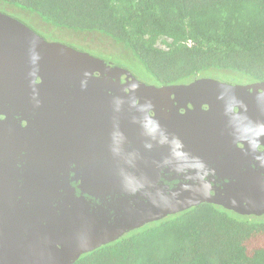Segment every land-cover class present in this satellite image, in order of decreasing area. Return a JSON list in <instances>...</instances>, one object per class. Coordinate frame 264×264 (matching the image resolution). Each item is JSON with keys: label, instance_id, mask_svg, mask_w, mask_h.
Wrapping results in <instances>:
<instances>
[{"label": "water", "instance_id": "95a60500", "mask_svg": "<svg viewBox=\"0 0 264 264\" xmlns=\"http://www.w3.org/2000/svg\"><path fill=\"white\" fill-rule=\"evenodd\" d=\"M203 90L208 112L167 102ZM2 114L0 264H74L202 203L264 214V81L159 89L0 11Z\"/></svg>", "mask_w": 264, "mask_h": 264}, {"label": "trees", "instance_id": "16d2710c", "mask_svg": "<svg viewBox=\"0 0 264 264\" xmlns=\"http://www.w3.org/2000/svg\"><path fill=\"white\" fill-rule=\"evenodd\" d=\"M7 7L56 28L103 34L121 49L118 64L147 83L264 81V0H0V11ZM74 264H264V215L202 203Z\"/></svg>", "mask_w": 264, "mask_h": 264}, {"label": "flooded vegetation", "instance_id": "af4514ba", "mask_svg": "<svg viewBox=\"0 0 264 264\" xmlns=\"http://www.w3.org/2000/svg\"><path fill=\"white\" fill-rule=\"evenodd\" d=\"M25 24H27L30 28H32L37 34H39L45 41H47L48 43H60V44H64V45H68V46H71V47H74V48H76V49H79V50H81V51H83V52H85V53H87V54H90V55H92V56H95V57H97V58H100V59H104V60H106V61H110V62H113V63H115V64H118V63H116L115 61H113V60H109V59H107V57H104L103 55H96L95 53H92L91 52V49L90 48H88V47H85V46H83V45H80V46H78V45H72V44H69V43H63V42H61L59 39H56L55 37L57 36L56 34L58 33V32H60V31H62V30H65V29H60V28H56V27H54V26H51V25H48V28H49V30L47 31L48 33H46V32H44V31H42V32H44V34L43 33H41L39 30H36V29H34L31 25H29L28 23H26V22H24ZM119 65V64H118ZM121 66V65H120ZM122 67H124V66H122ZM125 68V67H124ZM127 69V68H126ZM127 70H129V69H127ZM130 72H132L131 70H129ZM134 75H135V77L136 78H138L139 80H141V81H144V80H142L141 78H139V77H137L136 76V74L134 73V72H132ZM95 75L96 76H99L100 75V73L99 72H95ZM206 78H210V77H206ZM201 79H204V78H200V79H196V80H193V81H191V82H188V83H184V84H180V85H155V84H151V83H148L149 85H152V86H155V87H158L159 89H161V88H163V87H170V86H181V85H190L191 83H193L194 81H197V80H201ZM214 79V78H213ZM36 83L37 84H40V83H42L43 82V80H42V78L41 77H36ZM218 80V79H217ZM125 81H126V79L122 76V78H121V82L122 83H125ZM218 81H220V82H222V83H228V84H234V85H240V86H248V85H252V84H255V83H257V82H249V81H242V82H238V83H235V82H227V81H221V80H218ZM144 82H146V81H144ZM249 82V83H248ZM261 82V81H260ZM147 83V82H146ZM11 85V84H10ZM9 85V86H10ZM12 86H13V88H12V92H11V96L12 97H14V96H16V86L15 85H13V83H12ZM169 95H168V98H167V102H169V104L170 105H174V107H178V105L179 104H184V103H186V106H187V110L188 109H190V110H197V109H199L200 107H201V109L202 110H204L205 112H208L210 109L212 110V109H214V103H215V100H213V95H215V94H212L210 91H208V92H206V91H204L203 90V93L202 92H196V93H192L191 95H187V96H183L182 98H180L179 100H177V99H175V93L174 92H169L168 93ZM7 95V94H6ZM233 101V100H232ZM232 101H230V99H227V104H229L230 102H232ZM203 102V103H202ZM202 103V104H201ZM214 106V107H213ZM24 107L25 106H23V107H21V108H19L18 110H17V113L18 114H22L23 115V113H24V111H23V109H24ZM178 109H179V111L180 112H182V113H185V111H186V109H184L183 108V106L182 105H180L179 107H178ZM238 111V109H235V112H237ZM23 117H26L27 118V116H24L23 115ZM0 119H2V120H4V119H7V117L5 116V115H0ZM190 120H192V119H190ZM204 120V119H203ZM205 120H214V121H216L217 123H220V122H223V121H233V120H237V119H205ZM240 120V119H239ZM249 120H254V119H249ZM257 120H259L262 124H263V122H264V119H257ZM248 121V120H247ZM263 121V122H262ZM21 124H22V126H24V127H26L27 126V124H28V122H27V119H22L21 120ZM229 124H230V122H229ZM252 125L253 126H255V127H259L260 126V128L261 129H264V126L263 125H260V124H258V122H255V123H252ZM222 126H220V128H221ZM262 135L264 136V131L262 132ZM243 139H245L243 136H241ZM263 139V141H264V137L262 138ZM246 140V139H245ZM239 145V149L241 150V151H243L244 152V150H245V146L243 145V144H238ZM259 149L261 150V151H264V146H262V145H260L259 146ZM264 215V214H263Z\"/></svg>", "mask_w": 264, "mask_h": 264}, {"label": "rangeland", "instance_id": "374dc122", "mask_svg": "<svg viewBox=\"0 0 264 264\" xmlns=\"http://www.w3.org/2000/svg\"><path fill=\"white\" fill-rule=\"evenodd\" d=\"M5 11V12H4ZM4 12L10 16L20 19L23 22L28 23L34 29L39 30L41 33H48V24L45 23L38 15L30 14L25 11H21L12 7H7ZM44 31V32H42ZM49 34V33H48ZM56 39H59L63 43H69L72 45H83L91 49L92 53L96 55H103L109 60H113L117 63H123L124 59L121 56V49L110 38L100 33H79L69 30H62L56 34ZM122 57V58H121ZM126 61V60H125ZM135 71L144 77L143 71L139 67L134 68Z\"/></svg>", "mask_w": 264, "mask_h": 264}]
</instances>
